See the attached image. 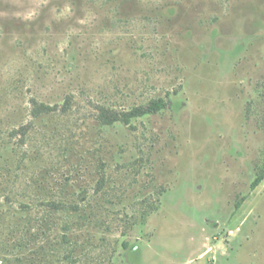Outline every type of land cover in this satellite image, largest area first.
Wrapping results in <instances>:
<instances>
[{"label": "rangeland", "instance_id": "1", "mask_svg": "<svg viewBox=\"0 0 264 264\" xmlns=\"http://www.w3.org/2000/svg\"><path fill=\"white\" fill-rule=\"evenodd\" d=\"M0 264H264V0H0Z\"/></svg>", "mask_w": 264, "mask_h": 264}, {"label": "trees", "instance_id": "2", "mask_svg": "<svg viewBox=\"0 0 264 264\" xmlns=\"http://www.w3.org/2000/svg\"><path fill=\"white\" fill-rule=\"evenodd\" d=\"M163 106L164 105L161 104L160 101L159 102L154 101V102H152L150 105H148L146 107L138 108V109H136V110L132 111L131 113H129V114L124 116L125 120H126V123H128L133 118H141V117H147V116H150V115L158 114L160 109L163 108ZM110 123L108 122V124H110ZM262 181H263V178L257 179L252 184V189L255 190L261 184ZM238 209H239V207H238Z\"/></svg>", "mask_w": 264, "mask_h": 264}]
</instances>
